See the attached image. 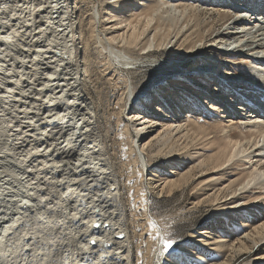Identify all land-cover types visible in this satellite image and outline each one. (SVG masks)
Listing matches in <instances>:
<instances>
[{"label": "bare ground", "instance_id": "bare-ground-1", "mask_svg": "<svg viewBox=\"0 0 264 264\" xmlns=\"http://www.w3.org/2000/svg\"><path fill=\"white\" fill-rule=\"evenodd\" d=\"M173 1L175 0H105L107 9L102 13L111 10L112 14L105 16L104 20L110 24V32L119 31L126 26L131 32L128 39L118 40V36H110L108 40L132 46L141 39V35L153 28L154 35L145 42L144 48L153 45L159 48L165 44L176 47L182 39L188 42L196 39L189 47L200 42L203 49L210 42L208 50L217 51L220 48L222 52L224 46L228 50L235 43L242 53L249 47L257 64L264 69V0H220L225 3L222 4L223 7L229 8H233L237 2L235 6L240 11L235 6L233 8L237 14L248 10L258 16L252 17L249 14L236 18L226 10L216 11L223 25L218 31L213 30V25L208 26L206 41L205 30L200 27L201 6L214 5L213 0H197L194 2L197 4L193 5H176L177 2ZM146 2L150 4L146 6ZM127 6L128 9H125ZM214 6L219 5L216 3ZM74 9L72 0H0V264H16L20 244L13 247L16 241L13 232L19 228L23 235L25 228L33 225L36 215L45 217L48 228L52 230L48 234L55 237L54 245L75 252L78 245L73 241L76 237H81L80 243L87 251L77 255V264H117V261L130 264L131 261L128 233L119 202L120 192L96 125L93 104L82 88L83 78L80 74L84 70L81 58L84 51L79 42L82 39V24L77 20ZM97 16L101 17L99 11H95V17ZM168 16H173L177 24L180 20L183 21L182 24L187 25L186 31L191 30V33L184 32L180 35L181 27L175 33H171L172 28H169L166 34L160 35L163 19ZM169 26L172 27V24ZM225 26L227 28L222 31ZM216 31L217 34L213 36ZM182 44L185 45L183 42ZM121 57L124 61L129 60V64L136 62L134 58ZM227 61L232 62L230 58ZM215 66L216 64L214 68ZM200 69L195 71L199 72ZM215 71L209 70V74L208 70L197 73V79L202 77L205 81H198L202 91H210L207 84L216 81L218 74ZM226 91L239 93L235 85ZM262 91L264 93V88ZM240 95L242 94L239 93L235 98L241 99V103L253 99L251 95ZM226 99L230 102V98ZM258 99H253L255 102L249 104L256 111L253 114H243L248 115L246 118L250 120L244 118L242 123L253 132H249L250 135L243 134L242 139L229 138L228 142L236 148L231 156H227L228 161L236 155L242 140L252 145L257 143L258 138L264 140V120L258 118L252 121L255 114H264V105L261 106V99ZM259 107L262 108L260 111ZM234 109L245 108L238 106ZM156 110L162 113L158 120L148 118L143 112H137L133 117L137 126L134 148L143 166V150L153 146L154 141L162 142L160 137L163 134L162 138L166 141L182 132L191 137L190 132L198 130L197 127H190L187 122H181L188 115L185 118L179 117L180 122L171 121L166 108L158 104ZM42 119L46 124H41ZM157 130L158 133L149 141L141 142L149 133ZM254 154L263 159L264 147L258 148ZM214 159V156L212 159L208 158L213 161H210L211 165L220 161L219 158ZM203 165L208 166L204 161L198 166ZM195 168H190L183 178L188 177ZM159 170V165H156L155 171ZM263 174L264 169L256 167L247 176L244 187H249ZM165 183L169 187L175 186L174 180ZM24 200L29 201L32 210L24 206ZM43 205H47V210ZM68 217L78 219H67ZM21 220L26 221V224L21 225ZM97 223L100 224L99 227H96ZM255 231L258 235L264 234V224L255 228ZM65 233L66 240L63 239ZM85 233L87 235H83ZM92 240L97 243L93 245ZM161 244L159 234L157 258L162 252ZM240 244L239 248L245 245L242 241ZM52 251L54 264H65L59 249L54 247Z\"/></svg>", "mask_w": 264, "mask_h": 264}, {"label": "rangeland", "instance_id": "rangeland-1", "mask_svg": "<svg viewBox=\"0 0 264 264\" xmlns=\"http://www.w3.org/2000/svg\"><path fill=\"white\" fill-rule=\"evenodd\" d=\"M72 2L77 20L82 24V39L79 40L84 51L81 57L84 70L80 74L82 88L93 104L96 125L120 192L130 264H260L264 260V234L258 235L255 228L264 224V174L249 187L244 186L247 176L256 167L264 169V158L254 154L258 148L264 147V140L258 138L253 145L242 140L237 151H244L240 154L236 151L228 161L236 148L228 142L229 138L237 140L250 135L253 131L242 123L249 116L243 114L256 111L250 108L252 105L241 103V99L235 97L239 93L240 96L251 95L253 99L260 98L261 106L264 105V69L257 64L250 48L246 47L242 53L234 43L228 50L224 46L225 52L220 48L211 51L207 48L210 42L203 49L200 42L189 47L196 39L189 42L182 39L181 47L165 44L159 48L155 45L144 48L145 42L154 35L153 28L141 35L136 44L119 45L108 40L109 37L128 39L131 32L127 26L110 32V24L104 20L105 16L112 14L111 10L102 13L107 9L105 0ZM146 3V6L150 4ZM173 3L197 4L190 0H175ZM214 5L201 6L200 27L205 30V41L208 26L213 25V30L218 31L223 25L216 11L226 10L236 18L249 14L258 16L248 10L237 14L233 8ZM95 11H99L101 17H95ZM175 22L173 16L163 19L160 35L166 34L169 28L175 33L181 27L180 35L191 33V30L186 31L187 25H183V21ZM225 28L227 26L222 31ZM119 55L134 58L136 62L129 64V60L124 61ZM229 58L232 62H226ZM200 68L208 70V74L209 70L216 69L215 74H218L216 81L207 84L209 92L199 89L198 84L205 81L202 77L198 80V74L194 73ZM221 77L245 83L239 93L223 91L219 86ZM232 92L235 93L231 95ZM226 98H230V102ZM253 99L251 101L255 102ZM158 104L168 110L166 113L171 121L180 122L179 117L188 115L181 122L198 130L191 131V137L182 132L166 141L163 134L160 137L162 142L154 141L153 146L143 150V166L134 148L137 126L133 117L137 112H143L148 118L158 120L162 115L156 110ZM238 106L246 110L234 109ZM261 109L259 107V111ZM258 118L264 120V114H255L252 121ZM42 123L46 124L44 119ZM156 133L158 130L149 133L141 142L149 141ZM161 148L162 152H159ZM213 156L214 160L219 158L220 161L211 165L212 160L208 158ZM202 161L208 166H198ZM156 165L160 167L158 172L155 171ZM192 166L196 167L194 173L183 178ZM169 180H174L175 186L165 185ZM159 234L174 239L176 244L169 253L161 252L157 258ZM240 241L245 243L241 248Z\"/></svg>", "mask_w": 264, "mask_h": 264}, {"label": "snow or ice", "instance_id": "snow-or-ice-1", "mask_svg": "<svg viewBox=\"0 0 264 264\" xmlns=\"http://www.w3.org/2000/svg\"><path fill=\"white\" fill-rule=\"evenodd\" d=\"M49 202H51L49 200ZM23 204L26 208L31 209L28 200H24ZM45 210H47V205H43ZM67 219H78L75 217H68ZM67 222V220H65ZM21 225H25L26 221L21 220ZM99 227V225H97ZM47 229V231H45ZM52 230L48 228L47 221L45 217L36 215L34 218V223L31 227H26L23 235L20 234L19 228L15 229L13 235L16 237V241L13 243V247H16V244L19 243L20 247L17 249V254L19 259L16 264H32V262H38V264H54L53 261V248L57 247L61 253V258L65 260V264H77V255H80L82 252H86L87 249L83 247V244L80 243L81 237H76L73 241L76 247L75 252L69 251L62 246L54 245L53 240L55 237L50 236ZM35 233V235H33ZM83 235H87L86 233ZM37 237H42L38 239ZM11 239V237H9ZM63 239H67V234L65 233ZM163 244L162 252L169 253V250L173 249L176 241L172 238H161ZM91 243L95 245L96 240H92ZM33 249L36 251L34 252ZM87 259V257H83ZM115 259V257H114ZM117 264H121L120 261H117ZM260 264H264V260L260 261Z\"/></svg>", "mask_w": 264, "mask_h": 264}, {"label": "water", "instance_id": "water-1", "mask_svg": "<svg viewBox=\"0 0 264 264\" xmlns=\"http://www.w3.org/2000/svg\"><path fill=\"white\" fill-rule=\"evenodd\" d=\"M97 225H99V226H100V224H99V223H97V224H96V227H97ZM161 238H163V236H162ZM161 243H162V242H161ZM161 249H162V244H161Z\"/></svg>", "mask_w": 264, "mask_h": 264}]
</instances>
